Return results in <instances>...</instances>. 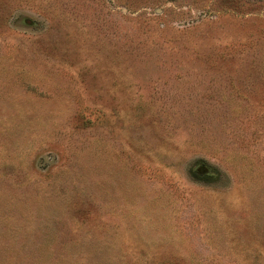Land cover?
Wrapping results in <instances>:
<instances>
[{
    "label": "rangeland",
    "instance_id": "374dc122",
    "mask_svg": "<svg viewBox=\"0 0 264 264\" xmlns=\"http://www.w3.org/2000/svg\"><path fill=\"white\" fill-rule=\"evenodd\" d=\"M0 264H264V0H0Z\"/></svg>",
    "mask_w": 264,
    "mask_h": 264
}]
</instances>
